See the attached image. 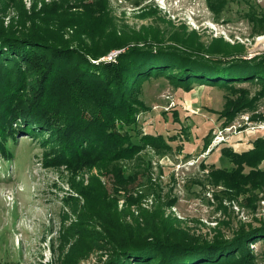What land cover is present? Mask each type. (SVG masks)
<instances>
[{
	"label": "trees",
	"instance_id": "1",
	"mask_svg": "<svg viewBox=\"0 0 264 264\" xmlns=\"http://www.w3.org/2000/svg\"><path fill=\"white\" fill-rule=\"evenodd\" d=\"M101 2H78L70 7L80 19L84 16L80 24L89 33L93 17L103 13ZM220 3L222 8L225 1ZM210 7L216 10L213 4ZM53 9L54 15L65 14L59 6ZM246 17L257 34H264V15L252 11ZM140 41L146 38L133 36L125 44H135L113 60L98 61L101 56L93 51L71 48L32 25L23 32L4 26L0 15V156L9 160L5 142L23 133L48 147L44 153L47 164L72 163L93 170L71 187L53 264H83L93 256V264H257L249 246L264 240V223L242 225L226 237L220 227L228 223L219 221L207 239L170 211L172 201L160 199L149 189H127L130 180L122 162L147 146L157 154L170 149L158 139L161 136L136 129L138 115L146 110L137 92L144 81L164 77L185 91L193 84L230 90L236 97L226 96L218 113L229 122L239 113L254 111L255 102L264 97V56H237L243 49L227 43L222 48H204L183 39L179 48H164ZM108 44L110 49L125 45ZM201 52L210 57L204 58ZM216 55L227 60L214 59ZM246 81L262 84L260 92L248 100L245 91L234 85ZM251 120L258 119L253 116ZM209 143L205 139L204 146ZM221 154L232 167L210 165L209 173L216 180L236 189L261 185L264 172L258 166L264 161L263 138L240 152L223 147ZM105 176L109 187L102 181Z\"/></svg>",
	"mask_w": 264,
	"mask_h": 264
},
{
	"label": "rangeland",
	"instance_id": "2",
	"mask_svg": "<svg viewBox=\"0 0 264 264\" xmlns=\"http://www.w3.org/2000/svg\"><path fill=\"white\" fill-rule=\"evenodd\" d=\"M94 1L0 0V15L4 26L23 32L32 25L71 48L93 51L101 56L98 61L113 60L135 44H125L133 36H144L146 42L139 43L152 47L179 48L186 39L204 48H222L225 43L241 47L243 52L237 56L246 59L264 56V34H257L246 17L252 11L264 15V0H224L222 8L221 0H103V13L93 17L89 33L80 24L84 16L80 19L70 7ZM56 6L65 14L59 11L54 15ZM43 8L47 11H41ZM80 11L84 12L81 7ZM68 20L73 23H66ZM110 41L125 45L110 49ZM199 55L210 57L202 52ZM213 58L227 60L222 55ZM234 85L245 91L246 100L262 88L258 81ZM137 92L146 107L137 117V131L161 136L158 139L170 149L157 154L147 146L134 158L123 160L124 174L130 180L126 188L132 192L149 189L160 199L172 201L170 211L207 239L219 221L228 223L220 227L226 237L242 225L264 223V180L256 189L249 184L236 189L209 173L210 165L215 169L232 167L222 157L221 148L229 146L240 152L253 140L264 139V129L256 128L264 124V97L255 102L254 111L239 113L228 122L218 113L226 96L236 97L230 90L193 84L185 91L164 77H153L138 86ZM253 116L258 120H251ZM217 132L224 138L216 142H224H213ZM133 139L138 141V137ZM205 139L208 146H204ZM5 149L10 158L0 156V264H53L58 231L68 211L67 199L73 194L71 187L93 170L72 163L47 164L44 153L48 147L23 133L10 137ZM258 169L264 172V161ZM107 179L102 177L105 183ZM249 250L257 264H264V240L250 245ZM94 258L83 264H93Z\"/></svg>",
	"mask_w": 264,
	"mask_h": 264
},
{
	"label": "built area",
	"instance_id": "3",
	"mask_svg": "<svg viewBox=\"0 0 264 264\" xmlns=\"http://www.w3.org/2000/svg\"><path fill=\"white\" fill-rule=\"evenodd\" d=\"M246 120H247V119H246ZM256 128L259 129V130H263V129H264V124L259 125V126H257ZM256 128H254V129H256ZM223 138H224L223 133H222V132H217V133L214 134V140H213V142H214V141L216 142V140H218V139H223ZM221 142H224V141L221 140V141H218V142H216V143H221Z\"/></svg>",
	"mask_w": 264,
	"mask_h": 264
}]
</instances>
